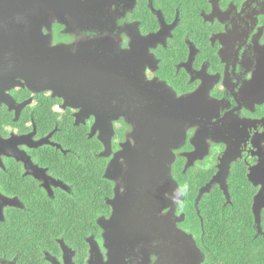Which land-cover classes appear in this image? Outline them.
Returning a JSON list of instances; mask_svg holds the SVG:
<instances>
[{"label":"flooded vegetation","instance_id":"flooded-vegetation-1","mask_svg":"<svg viewBox=\"0 0 264 264\" xmlns=\"http://www.w3.org/2000/svg\"><path fill=\"white\" fill-rule=\"evenodd\" d=\"M52 1L73 15L0 0V223L53 233L25 264H208L196 230L218 215L198 205L211 190L230 203L231 184L251 197L258 229L264 0ZM68 123L96 143L68 141ZM144 148L170 151L174 207L159 205L155 182L132 184ZM165 225L191 235L199 255L155 237Z\"/></svg>","mask_w":264,"mask_h":264},{"label":"trees","instance_id":"trees-1","mask_svg":"<svg viewBox=\"0 0 264 264\" xmlns=\"http://www.w3.org/2000/svg\"><path fill=\"white\" fill-rule=\"evenodd\" d=\"M68 129V141L96 143L95 138L89 139L85 136L82 128L73 127L68 123ZM86 148L87 146L85 151ZM229 190L230 203L222 205L221 194L217 195L211 190L203 196L198 205L201 216L204 213L218 215L210 220L203 218L204 229L196 230L207 262L208 264H264V211L260 214L258 231L253 227L251 197L245 194V189L237 187L236 184H231ZM184 206L188 217L191 214L192 196L187 194ZM41 234L53 233L49 229H36V227L15 230L12 218L0 223V258L9 259L17 256L18 263L25 264L29 259L38 257L41 250L46 248L38 241Z\"/></svg>","mask_w":264,"mask_h":264},{"label":"water","instance_id":"water-1","mask_svg":"<svg viewBox=\"0 0 264 264\" xmlns=\"http://www.w3.org/2000/svg\"><path fill=\"white\" fill-rule=\"evenodd\" d=\"M41 4H42V6H47V7L52 8L53 1L52 0H42ZM67 6H68L67 4H58V6L56 8V5H53V10H54L55 16L58 18L61 17L60 12L63 14H67V15H73V12L71 11V9L66 8ZM41 9L43 10V8H40L37 10V13H40V14L45 13V11H41ZM41 22L42 21L36 20L38 33H39V25ZM12 25L13 24L10 25V28H12ZM25 25H26V31H28L30 28H34L33 25L29 22H25ZM20 27H19V29H20ZM15 29H16V27H15ZM15 29L12 28L10 30V32H13ZM23 34L24 33L22 32V35ZM4 46H9V44H5ZM9 55L12 56L13 53H9ZM5 103L8 104L9 106H11V103H8L7 100L5 101ZM94 125H96V119H95ZM168 152L170 153V151L167 150L166 148H144V149H142V150H140L134 154V156L132 158V166H131L130 171L132 172V178H133L132 184L133 185H135V184L140 185L143 183L145 185H149L151 182H155L160 188V192L158 194L159 201H160L159 205L163 206V207H168V206L174 207L173 203L178 202L179 198H181V194H180V191L177 189V187L175 185H173V183L171 181L172 179L168 173L169 167L166 166L165 164H163V163H167V159L165 160V156H167L166 153L168 154ZM155 176H157V178H155ZM213 182H215V178L209 183L208 187ZM208 187H206L205 189H208ZM151 198L152 197H149V200H150L149 203H151V201H152ZM144 200H145V198L143 196L137 194L134 197L133 201H138V203L140 204V202L144 203ZM255 201H256V203L254 204L253 209H254L255 222L258 224V231H259V212L258 211L260 209V206L264 207V193H262V191H260L256 195ZM133 203H135V202H133ZM129 214L130 213H126V218L129 217ZM133 215L135 217V214H133ZM131 222L133 223V228H134V224H135L136 220L133 218ZM136 226H138L137 222H136ZM164 228L165 229H161L160 227L159 228L155 227V229L157 231H159V235H155V237H168V238L176 239V243H175L176 245L191 246V249H194L196 254L199 255V251L196 248L194 242L192 241L191 235L185 234L183 231L176 228L175 226H174V228L171 229L170 226L165 225ZM173 230L175 232H173ZM163 232H164V234H163ZM179 238L188 239V240H187V242H182ZM177 239H179V240H177ZM179 241H181V242H179ZM180 253L182 256L183 255H187V256L193 255L192 251L191 252L190 251H184V252L181 251Z\"/></svg>","mask_w":264,"mask_h":264}]
</instances>
